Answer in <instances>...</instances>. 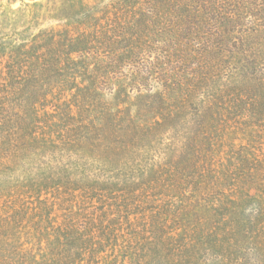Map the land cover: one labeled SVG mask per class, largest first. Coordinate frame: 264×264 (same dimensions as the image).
I'll return each mask as SVG.
<instances>
[{
  "label": "rangeland",
  "instance_id": "374dc122",
  "mask_svg": "<svg viewBox=\"0 0 264 264\" xmlns=\"http://www.w3.org/2000/svg\"><path fill=\"white\" fill-rule=\"evenodd\" d=\"M109 1L84 33L97 0H0V264H264V113L226 112L238 85L183 109L157 78L131 85L107 59ZM48 48L56 70L35 59ZM5 103L26 128L3 131ZM88 209L109 243L61 227Z\"/></svg>",
  "mask_w": 264,
  "mask_h": 264
},
{
  "label": "trees",
  "instance_id": "16d2710c",
  "mask_svg": "<svg viewBox=\"0 0 264 264\" xmlns=\"http://www.w3.org/2000/svg\"><path fill=\"white\" fill-rule=\"evenodd\" d=\"M102 2L104 0H97L90 7L82 4L81 32L89 30L85 27V21L93 17L94 11L108 9L107 5L100 4ZM108 4L118 13H115V22L102 25V36L106 37L105 43L108 44L106 52L110 55L107 59L116 69L129 60V65L137 73L131 85L140 86L149 79L157 78L156 82L162 84L164 91L155 93V97L161 101L170 100L171 97L166 94L173 89L179 96L181 109L185 104L192 106L200 97L208 101V106L214 104L225 98L222 95L224 90L238 85L237 88L241 90L226 112L242 113L245 118L251 119H257L264 113V0H110ZM122 11L129 12L125 20H122ZM98 29L94 26L92 35L99 36ZM65 34L68 40H75V34ZM48 40L51 41L49 45L55 43L54 36ZM123 40L129 43L124 46L122 56L117 58V51L112 48L118 49L116 44ZM89 48L84 50L90 53ZM44 50L35 59L48 71L56 70L54 54L49 48L48 53ZM84 50L74 51L81 53ZM106 52L104 54L108 55ZM144 55H148V58L145 59ZM11 77L16 81L15 76ZM16 83H20L18 78ZM2 89V93L11 95L9 86L5 85ZM9 105H2L8 119L5 118L3 124L6 133L17 128L10 121L16 122L22 129L25 127L22 121L26 119H14L17 114L8 111ZM211 109L210 112L213 111ZM235 110L240 114L233 113ZM10 115L15 117L11 118ZM81 214V218L72 220L66 217L61 227L69 229L67 236L71 231L81 233L89 230L78 236L77 240L90 248L94 247L93 243L98 238L94 237L96 229L103 226V222L97 218L101 215L94 216L89 209ZM112 234H108L107 241L98 238L100 244L109 243ZM78 248L82 250L83 246Z\"/></svg>",
  "mask_w": 264,
  "mask_h": 264
}]
</instances>
